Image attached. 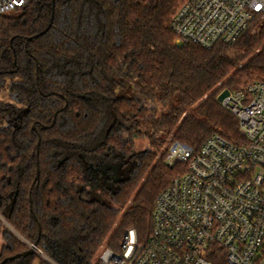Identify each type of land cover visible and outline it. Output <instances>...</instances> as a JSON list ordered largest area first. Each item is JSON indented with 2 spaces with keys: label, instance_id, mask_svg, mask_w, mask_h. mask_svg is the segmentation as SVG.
Segmentation results:
<instances>
[{
  "label": "trees",
  "instance_id": "trees-1",
  "mask_svg": "<svg viewBox=\"0 0 264 264\" xmlns=\"http://www.w3.org/2000/svg\"><path fill=\"white\" fill-rule=\"evenodd\" d=\"M184 1L30 0L0 14V210L63 264H100L129 228L150 238L157 196L184 171L167 161L173 143L242 137L218 96L264 80V26L231 44L178 43ZM121 159L127 174L110 177ZM28 249L0 223V263ZM210 258L228 264L222 249ZM37 259L51 264L37 252L5 264Z\"/></svg>",
  "mask_w": 264,
  "mask_h": 264
},
{
  "label": "built area",
  "instance_id": "built-area-1",
  "mask_svg": "<svg viewBox=\"0 0 264 264\" xmlns=\"http://www.w3.org/2000/svg\"><path fill=\"white\" fill-rule=\"evenodd\" d=\"M29 2L0 0V14ZM172 26L178 43L231 44L262 29L264 0H185ZM222 105L242 137L214 133L198 148L172 144L167 161L184 171L157 196L150 238L127 229L118 247L103 245L100 264H213L210 253L219 249L228 264H264V80L230 90ZM0 223L51 264H63L22 237L1 210Z\"/></svg>",
  "mask_w": 264,
  "mask_h": 264
},
{
  "label": "rangeland",
  "instance_id": "rangeland-1",
  "mask_svg": "<svg viewBox=\"0 0 264 264\" xmlns=\"http://www.w3.org/2000/svg\"><path fill=\"white\" fill-rule=\"evenodd\" d=\"M6 95H8V94H6ZM6 95L1 94L0 99L8 100L9 97H7ZM156 138L158 139L159 142H161L163 144V150H165V147L171 143V139H170L169 135L165 134V132L161 131V133L159 135L156 134ZM148 145H149L148 139L145 136H141L140 138L136 139V151L137 152L138 151H144L148 147ZM129 162H130L129 160H125V159L118 160L117 163H113L110 166L106 165V167H108V168H104V171L108 175H110V177L112 176L115 179L124 177L127 174V171L129 169V164H128ZM101 165H102V167L104 166L103 163H101ZM95 188H98V187L95 186ZM106 246H109V245H106ZM111 247L116 248L118 246H111Z\"/></svg>",
  "mask_w": 264,
  "mask_h": 264
},
{
  "label": "water",
  "instance_id": "water-1",
  "mask_svg": "<svg viewBox=\"0 0 264 264\" xmlns=\"http://www.w3.org/2000/svg\"><path fill=\"white\" fill-rule=\"evenodd\" d=\"M52 21H53V18H52ZM51 24H52V22H51ZM51 24H50V26H51ZM50 26H49L46 30H44L43 32H41V33L35 35L34 37H38V36L42 35L43 33H45V32L50 28ZM229 93H230V90H229L228 88L224 89V90L221 92V94L218 96V100H219L220 102H222V100H223V99H224ZM38 175H39V172H38ZM37 177H38V176H37ZM36 244H37V243H36ZM34 252H35V250H34L33 248H29L28 250L24 251L23 253H20V254H17V255H15V256H11V257H6V258H5L0 264H5L7 261L12 260V259H15V258L20 257V256L31 255V254H33Z\"/></svg>",
  "mask_w": 264,
  "mask_h": 264
},
{
  "label": "flooded vegetation",
  "instance_id": "flooded-vegetation-1",
  "mask_svg": "<svg viewBox=\"0 0 264 264\" xmlns=\"http://www.w3.org/2000/svg\"><path fill=\"white\" fill-rule=\"evenodd\" d=\"M92 168H91V171L92 172H94L95 170L98 172L99 170H100V167H102V165L101 164H97L95 167L94 166H91ZM90 170V169H89Z\"/></svg>",
  "mask_w": 264,
  "mask_h": 264
}]
</instances>
